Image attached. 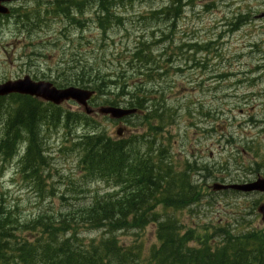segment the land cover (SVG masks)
I'll return each instance as SVG.
<instances>
[{
	"label": "rangeland",
	"instance_id": "rangeland-1",
	"mask_svg": "<svg viewBox=\"0 0 264 264\" xmlns=\"http://www.w3.org/2000/svg\"><path fill=\"white\" fill-rule=\"evenodd\" d=\"M62 1L67 6L74 1L81 9L65 18L50 5L53 13L38 25L0 27V84L28 76L64 88L81 70L91 75L100 70L110 82L102 84L103 95L95 104L109 98L125 107L136 95L149 99L143 114L120 121L126 128L123 139L146 136L148 125L156 124L144 115L157 108L166 127L155 136V148L168 150V160L173 157L178 170L185 162L201 167L200 175L192 174L200 198L176 213L185 230L211 234L214 243L225 233L264 230L256 212L264 195L209 189L216 182L264 176V0H181L179 9L172 0H107L101 23L99 0ZM136 49L150 57H144L150 78L142 75ZM60 107L72 115L81 113L72 102ZM118 123L96 116L45 128L41 140L47 164L40 184L19 173L25 147L20 144L0 175L5 206L17 221L28 222L41 213L58 216L67 207L88 205L95 197L116 192L84 178L76 144L88 132L116 139ZM116 235L125 246L141 243L145 256L156 244L153 225Z\"/></svg>",
	"mask_w": 264,
	"mask_h": 264
},
{
	"label": "trees",
	"instance_id": "trees-1",
	"mask_svg": "<svg viewBox=\"0 0 264 264\" xmlns=\"http://www.w3.org/2000/svg\"><path fill=\"white\" fill-rule=\"evenodd\" d=\"M99 1L101 23L107 13V5H103L107 0ZM70 3L67 6L60 0L56 8L62 11L57 12L68 18L71 9H81L74 1ZM172 3L179 9L181 0ZM136 51L139 53L135 52V56L143 63L142 75L150 78L152 71L145 68L150 57ZM105 77L100 70L94 75L81 70L70 85L91 88L103 95V88L110 82ZM148 100L136 95L128 107L143 110ZM101 104L117 106V101L108 98ZM145 117L147 122L158 120L156 127L149 124L147 135L140 134L133 141L114 140L98 132H88L77 141L78 165L84 178L101 181L116 192L95 197L88 205L67 207L70 209L58 216L41 213L31 221L19 223L6 208L0 190V264H264V231L217 234L222 236L219 243L213 242L211 234L205 235L206 238L189 229L182 231L183 225L175 214L192 205L200 195L191 182V170L177 171L173 157L169 161L165 149L154 148L155 136L163 128L162 113L152 108ZM61 120L66 125L91 121L83 114L72 115L34 98L0 97V175L18 153L19 145L24 144L19 173L42 183L40 175L47 157L41 132ZM141 139L147 140L144 152ZM148 225L155 226L156 244L149 247L147 256L141 243L125 246L116 235ZM19 231L29 235L22 237ZM91 231L101 234L89 239L82 236L83 232Z\"/></svg>",
	"mask_w": 264,
	"mask_h": 264
},
{
	"label": "water",
	"instance_id": "water-1",
	"mask_svg": "<svg viewBox=\"0 0 264 264\" xmlns=\"http://www.w3.org/2000/svg\"><path fill=\"white\" fill-rule=\"evenodd\" d=\"M0 12H2L0 10ZM21 94L32 96L41 99L46 102H50L54 105H60L64 101L72 100L81 106L87 114H91L92 110L87 107L86 101L93 94L92 92L79 90L76 88H67L57 90L51 86L49 83L44 82H32L29 77L17 81H8L0 84V96H6L8 94ZM100 115H108L111 119H120L124 116L135 113V110H122L119 108L112 107H100L96 110ZM121 130H117L119 135ZM214 189H234L241 192H252L259 191L264 192V179H257L256 181L243 184V185H231V186H219L215 185ZM258 211L264 218V205L260 206Z\"/></svg>",
	"mask_w": 264,
	"mask_h": 264
},
{
	"label": "flooded vegetation",
	"instance_id": "flooded-vegetation-1",
	"mask_svg": "<svg viewBox=\"0 0 264 264\" xmlns=\"http://www.w3.org/2000/svg\"><path fill=\"white\" fill-rule=\"evenodd\" d=\"M58 2L59 0H0V10L3 11L0 12V27L38 25L53 13L48 11V7H56ZM57 11H62V8Z\"/></svg>",
	"mask_w": 264,
	"mask_h": 264
},
{
	"label": "bare ground",
	"instance_id": "bare-ground-1",
	"mask_svg": "<svg viewBox=\"0 0 264 264\" xmlns=\"http://www.w3.org/2000/svg\"><path fill=\"white\" fill-rule=\"evenodd\" d=\"M194 46H196V44L194 45ZM198 46V45H197ZM186 49V48H185ZM184 49V50H185ZM193 49V48H192ZM195 50V49H194ZM193 50V51H194ZM170 52V51H169ZM191 53V52H190ZM166 54V53H165ZM169 54H172V53H169ZM188 54V53H187ZM192 54V53H191ZM134 55V54H133ZM133 55H131V56H133ZM168 55V54H167ZM136 57V56H135ZM132 59V58H131ZM162 61V60H161ZM167 62V61H166ZM133 64V63H132ZM152 64H155V63H152ZM161 64V63H160ZM157 66V65H156ZM159 67V66H158ZM167 67H169V66H167ZM171 67V66H170ZM177 67V66H176ZM135 68V67H134ZM146 68V67H145ZM150 68V67H149ZM154 68V67H153ZM157 68V67H156ZM161 68H162V66H161ZM166 68V67H165ZM173 68V67H172ZM129 69H131V68H129ZM169 69V68H168ZM150 70V69H149ZM134 71V70H133ZM152 71V70H151ZM166 71V70H165ZM164 71V72H165ZM168 71V70H167ZM182 71V70H181ZM163 73V72H162ZM130 74H131V71H130ZM150 74V73H149ZM124 75H126V73L124 74ZM151 75H153V74H151ZM148 77V76H147ZM146 78V77H145ZM152 81H154V80H152ZM151 83V82H150ZM154 83V82H153ZM124 85V84H123ZM155 86V85H154ZM124 88V87H123ZM91 89V88H90ZM125 89V88H124ZM161 89V88H160ZM127 91V90H126ZM110 92V91H109ZM112 92V91H111ZM124 92V91H123ZM98 93H100V92H98ZM97 93V94H98ZM107 93V92H106ZM111 94H113V93H111ZM99 95V94H98ZM128 95V94H127ZM123 96V95H122ZM124 97H126V96H124ZM123 97V98H124ZM131 97V96H130ZM111 98V97H110ZM136 98V97H135ZM120 99V98H119ZM121 101V100H120ZM127 101V100H126ZM131 101V100H130ZM161 110V109H160ZM163 110V109H162ZM162 110H161V112H162ZM169 112V111H168ZM171 112V111H170ZM167 116V115H166ZM72 117V116H71ZM171 118V117H170ZM174 118V117H173ZM74 119V118H73ZM77 123V122H76ZM157 123V122H156ZM160 126H161V124H160ZM159 126V127H160ZM166 127V126H165ZM169 130V129H168ZM16 145V144H15ZM14 145V146H15ZM79 146V145H78ZM24 149V148H23ZM26 149V148H25ZM16 150V149H15ZM166 151V150H165ZM168 151V150H167ZM14 153V152H13ZM12 156V155H11ZM12 158V157H11ZM20 161V160H19ZM21 165V164H20ZM177 178H179V177H177ZM194 202V201H193ZM191 203V202H190ZM187 204H185V206H186ZM252 229V228H251ZM245 230H247V229H245ZM261 233V232H260ZM221 241V240H220Z\"/></svg>",
	"mask_w": 264,
	"mask_h": 264
}]
</instances>
